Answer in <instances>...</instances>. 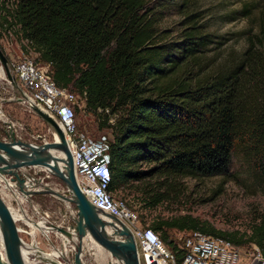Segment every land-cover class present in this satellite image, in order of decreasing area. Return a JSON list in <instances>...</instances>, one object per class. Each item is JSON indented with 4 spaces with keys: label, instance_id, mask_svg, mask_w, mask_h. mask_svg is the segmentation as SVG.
<instances>
[{
    "label": "trees",
    "instance_id": "1",
    "mask_svg": "<svg viewBox=\"0 0 264 264\" xmlns=\"http://www.w3.org/2000/svg\"><path fill=\"white\" fill-rule=\"evenodd\" d=\"M193 1L180 0L182 26L165 39L156 29L162 14L149 0H0V36L11 31L26 40L57 86L84 92L85 111L107 109L100 123L110 129L107 190L155 176L153 188L141 191L144 208L176 194L181 179L231 175L233 157L245 165L240 185L264 186V19L236 56L216 62L207 55L213 34L187 10ZM141 163L149 167L140 170ZM147 226L175 264L182 253L172 229L252 242L264 254V213L241 233L188 215Z\"/></svg>",
    "mask_w": 264,
    "mask_h": 264
},
{
    "label": "rangeland",
    "instance_id": "2",
    "mask_svg": "<svg viewBox=\"0 0 264 264\" xmlns=\"http://www.w3.org/2000/svg\"><path fill=\"white\" fill-rule=\"evenodd\" d=\"M178 3L180 0H171L164 6V0H149L147 4L158 8L161 12L162 16L156 23V29L165 35V39L176 37V33L182 26L180 20L185 8ZM244 6L247 11L242 12L245 10ZM190 9L198 13L206 23L207 32L213 34V44L210 45L207 55H212L216 62H228L231 55L236 56L245 45L246 38L258 32L259 24L264 19V0H194L193 4L187 8L189 11ZM19 44L11 31L0 36L1 52L9 59L21 57ZM7 80V83L0 81V139L8 133L7 123L15 140L34 144L52 141L53 131L49 125L16 97L9 98L8 92L14 88L15 82L9 78ZM102 115L97 116L85 111L84 108H79L75 111L74 122L80 131L94 140L100 136L109 138L110 129L100 127ZM14 148L22 149L17 145H14ZM244 166L241 158L233 157L229 176L184 178L176 181V183L179 182L178 192L168 195L167 200L152 208L143 207L141 191L153 188L155 176L147 175L140 180L128 182L126 186L112 192V195L114 198L122 199L128 208L135 211L138 224L142 227L160 218L171 219L188 215L206 222L215 229L241 233L247 230L253 217L264 213V186L261 188L257 186L249 191L239 184L238 176L245 174ZM148 167V164L141 163L138 169L145 170ZM16 170L18 176L25 179L26 189L31 186V182L34 185L33 189L50 188L66 197L69 196L64 181L56 174L47 172L48 169L44 166L28 164ZM10 178H12L10 175H3L5 180L0 178V196L9 206L15 219V225L20 231L18 234L21 238V246L34 250L33 252L45 254L52 253L53 249L62 251L60 249H64V235L55 230L49 232L48 237L39 230L32 233L22 218L28 217L33 221L43 219L46 225H58L65 230V227L72 223L70 216L73 217L75 214L74 204L43 191L24 195L25 198H21L23 194L18 190L16 181ZM13 189L18 192L17 196L13 193ZM103 229L106 231V228ZM172 231L173 229L168 233ZM82 244L84 249L81 250L83 251L81 260L84 264H105V260L109 259L108 252L99 245L91 243L88 237H84ZM95 245L98 249L94 248ZM70 246V248L65 247V258L67 257L69 261L72 260V255L76 251L72 243ZM89 246L92 247V251H87ZM240 247L246 250L247 244L244 243ZM30 257L33 258V256ZM56 259L64 262L60 257ZM36 264L47 263L37 260Z\"/></svg>",
    "mask_w": 264,
    "mask_h": 264
},
{
    "label": "built area",
    "instance_id": "3",
    "mask_svg": "<svg viewBox=\"0 0 264 264\" xmlns=\"http://www.w3.org/2000/svg\"><path fill=\"white\" fill-rule=\"evenodd\" d=\"M18 41L20 58L9 59L3 55L6 71L15 82L8 92L9 98L16 97L25 107L39 108L58 124L81 193L98 213L110 216L116 226L122 224L129 230L138 264H175L174 254L163 244L158 233L148 226H140L135 211L107 190L110 177L107 138L100 136L94 140L80 131L74 122L76 109L84 106V92L77 95L68 87L57 86L50 75L49 64L35 62L32 55L36 54L25 44L26 40ZM0 81L8 82L1 64ZM97 112L107 114V109L97 108ZM107 117L111 122L112 119ZM6 128L10 129L7 123ZM51 135L54 140V133ZM170 234L182 253L180 264H264L263 252L252 242L242 250L224 237L199 230H173ZM69 246L70 243L65 247Z\"/></svg>",
    "mask_w": 264,
    "mask_h": 264
},
{
    "label": "water",
    "instance_id": "4",
    "mask_svg": "<svg viewBox=\"0 0 264 264\" xmlns=\"http://www.w3.org/2000/svg\"><path fill=\"white\" fill-rule=\"evenodd\" d=\"M0 64L4 68L6 77L14 80L6 71L5 57L1 50ZM31 109L40 119L49 125L57 141L52 140L39 144L21 142L14 139L13 132L10 128L6 136L0 139V178L5 180L3 179V175H10L12 177L10 180L16 181L18 190L23 195L28 196L43 191L63 201L72 202L76 210L74 216H70L72 223L67 225L65 230L58 225L50 224L53 230L65 236L66 243L63 245L64 249L69 243L74 245L73 249L76 251L72 255V260L69 261L67 257L65 258L66 250H64V254L60 256L64 261L63 263L58 259L40 260L47 264H84L81 260V254L83 252L81 250L84 249L82 242L84 237H88L91 243H96L108 252L109 259L107 258V260H105V264H138L136 247L129 230L122 224L116 226L110 216L98 213L81 193L74 176L71 157L58 124L39 108L32 106ZM14 145L22 147L23 149L17 150L14 148ZM50 150H59L63 154V156L60 157L61 170L54 167L51 171H46L56 174L64 181L69 192L68 197L50 188L43 187V190L33 189L34 185L31 182V186L26 189L24 184L25 179L19 177L16 172L17 168L28 164L43 165L44 158L48 156L46 151ZM104 227H109L112 233L117 235L118 239L107 237L104 233L100 232ZM18 232L8 206L0 196V233L5 258V262L0 261V264H26L21 257V238ZM123 236L127 238L125 239ZM68 248H70V246ZM89 250L92 251L91 246L88 247L87 251Z\"/></svg>",
    "mask_w": 264,
    "mask_h": 264
},
{
    "label": "bare ground",
    "instance_id": "5",
    "mask_svg": "<svg viewBox=\"0 0 264 264\" xmlns=\"http://www.w3.org/2000/svg\"><path fill=\"white\" fill-rule=\"evenodd\" d=\"M54 141H57V138L56 137H55ZM22 149H19V150H22ZM46 152L48 153V156H46L44 158V164L43 165L40 164V166H44L49 171H51L52 168H54V167L61 170V168H60L61 167L60 157H62L63 154L60 151H51L50 150V151H46ZM7 186L9 188V185H7ZM13 193L17 196V193L18 192L15 189H13ZM23 197H24V195H21V198H23ZM8 209H9V212H10V214L12 216V212H11L9 206H8ZM12 218H13V216H12ZM14 221H15V219H14ZM22 221L30 228V230H31L32 233L35 232V231H37V230H39V231H41V233L45 237H48V233L53 230V228H51L50 226L45 225V220H43V219H40L38 221H33L30 218H28V217H23L22 218ZM104 228H106V231L104 229L101 230V231L107 237L109 236L110 238H116V239H118L117 235L116 234H113L112 231L109 229V227H104ZM17 229H18V227H17ZM18 231H19V229H18ZM123 237H125V239L127 238L126 236H123ZM64 244H65V242H64ZM94 244H96V243H94ZM96 245L94 246V248L95 249H98ZM33 251L30 250L29 248L20 246L21 257L23 258V260H24V262L26 264H36L37 260H40V259H44V260H55L57 257H60V256H62L64 254V250H62L63 251L62 252V251H58V250H55V249H53L52 250V253H49V254L39 253L37 251L36 252H33ZM30 256H33V258H31ZM0 261L5 262V258H4V254H3V244H2V239H1V233H0Z\"/></svg>",
    "mask_w": 264,
    "mask_h": 264
},
{
    "label": "crops",
    "instance_id": "6",
    "mask_svg": "<svg viewBox=\"0 0 264 264\" xmlns=\"http://www.w3.org/2000/svg\"><path fill=\"white\" fill-rule=\"evenodd\" d=\"M64 242L66 243V240ZM60 250H65V249L61 248Z\"/></svg>",
    "mask_w": 264,
    "mask_h": 264
}]
</instances>
